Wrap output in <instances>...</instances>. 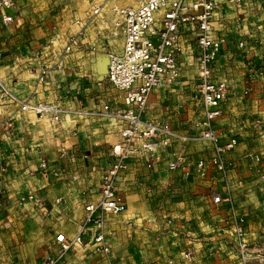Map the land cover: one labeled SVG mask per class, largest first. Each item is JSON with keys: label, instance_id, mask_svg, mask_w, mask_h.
<instances>
[{"label": "crops", "instance_id": "1", "mask_svg": "<svg viewBox=\"0 0 264 264\" xmlns=\"http://www.w3.org/2000/svg\"><path fill=\"white\" fill-rule=\"evenodd\" d=\"M93 1L73 5L70 8L74 12H60L53 17L52 23L47 22L46 25L41 22L42 27L34 29L31 25L37 19L21 18L16 4L12 11L14 21L10 24L0 21V78L8 90L28 104H55L66 111L61 113V121L54 123L49 115L39 117L32 109L22 108L9 96L0 97V123L4 125L0 139V264H44L48 258L57 256L61 245L56 241V235L63 233L71 238L83 222L85 204L98 197V193L84 195L83 191L99 184L102 171L109 164L110 146L117 138L119 128L114 119L94 112L100 111L105 104L116 108L123 101L124 93L115 90L107 80L109 54L122 50L123 38L120 34L114 36L110 33L114 14L109 11L101 16L92 14ZM135 1L122 2V5ZM64 7L62 10H67L68 7ZM76 19H80L82 27L79 44L63 66L56 68L54 65L60 50L67 38L77 31ZM263 21L264 0H247L242 11L224 6L216 11V27L226 33L232 31L237 37L244 35L253 45L245 59L235 56L237 49L233 40L225 45L215 66L218 78H225L237 88H242L247 73L253 67L264 69V29L258 27ZM50 37L53 44L48 43ZM191 45L186 46L183 55V85L155 88L150 96L149 114L168 117L180 128L190 122L191 109L196 105V91L192 97L182 91L186 92L190 84L188 62L191 56L194 59ZM43 63L49 69L40 78ZM263 83L264 78L257 79L253 96L230 102L217 123L220 132H235L239 136L238 146L229 156L240 165L239 171L232 176H242L245 180L244 187L236 191L241 211L239 197L255 190L251 182L253 174L242 155L250 148L264 152V135L252 127L255 117H264V100L259 99ZM155 102L164 103L168 109L153 108ZM187 109L189 113L183 115L182 111ZM61 146L68 149V156L64 159L58 158ZM166 153L167 149L158 151L161 161L152 169L145 168V157H139L119 178L118 188L127 204V211L121 216L107 217L103 225L111 253H94L92 238L100 228L91 224L84 243L72 245L59 264H145V257L151 258L149 264H165L166 253L177 255L181 248L191 246L203 259L199 264H208L212 254L207 256V252L210 253L213 247L216 252V245L223 244L220 241L225 236L223 232L227 233L221 224L224 210L214 209L203 197L209 185L208 179L185 178L178 186L181 188H169L168 183L182 175L167 170ZM190 153L191 159L201 155L197 145L191 147ZM42 159L49 162L50 169L60 171L61 176L41 175ZM2 167H5V172H1ZM73 173L78 174L77 181L70 179ZM26 191L41 196L49 203L48 209L39 211L30 202L18 206L17 196ZM176 191H183L184 210L177 208L179 205L175 203L170 204L178 201L175 197L179 192ZM57 198L62 199L61 204L53 203ZM137 199L142 203L132 212L129 205ZM146 203H155L153 210L146 208V212ZM212 210L223 215H212ZM168 218L173 221L169 226ZM128 220L137 224L134 243L126 238ZM142 220L146 225L150 223L154 237L161 239L153 251L146 243L148 235L142 229ZM195 224H198V233L211 231L214 234L213 244L188 237L183 240V245H177V230L188 229L186 234L194 236L192 228Z\"/></svg>", "mask_w": 264, "mask_h": 264}, {"label": "built area", "instance_id": "2", "mask_svg": "<svg viewBox=\"0 0 264 264\" xmlns=\"http://www.w3.org/2000/svg\"><path fill=\"white\" fill-rule=\"evenodd\" d=\"M15 4V0H0V21L3 24L14 21L12 11ZM222 6L242 11L247 6V0H136L126 5L119 4V0L93 1L92 14L101 16L106 11L114 14L115 20L110 33L114 36L120 34L123 38L122 50L109 54L107 68V80L115 90L124 93L123 101L116 108L105 104L100 111L94 112L95 115L114 119L119 130L117 138L110 146L109 164L103 169L99 184L96 188L88 187L83 191L84 195L98 193L97 199L85 204L83 222L71 238L63 233L56 235L61 252L45 260L44 264H59L72 245L83 244L91 224L100 228L92 238L94 253L110 254L111 248L106 241L103 225L107 217L121 216L127 211V204L118 188L119 178L141 156L145 157V168L155 167L161 161L157 154L161 149H167V170L180 172L182 175L171 180L168 183L169 188L182 185L185 178L209 180L203 197L213 208L224 210L221 224L229 233L228 244L236 245L240 263L248 264L251 257L249 245L257 243L251 242L247 217L236 201V191L244 187L245 180L242 176H232V173L239 171L240 165L229 156L237 148L239 136L235 132H220L217 123L230 102L253 96L255 81L264 78V69L253 67L247 73L242 88L216 76V62L225 45L233 40L237 49L235 56L243 59L246 58L248 49L253 46L248 43L246 36L237 37L232 31L226 33L216 27L215 14ZM74 24L78 26L77 31L67 38L60 50L54 65L56 68L63 66L73 48L79 44L82 34L80 19H76ZM258 27L264 29V21ZM48 43H54L51 37ZM189 43L192 44L197 64L196 105L191 109L190 122L180 128L168 117L149 114L150 96L155 88L183 85V55ZM1 59L0 52V63ZM48 69L44 63L41 65L40 78L48 73ZM0 88V97L9 96L22 108L32 109L39 117L49 115L54 123H59L61 113L66 112L55 104H28L13 95L1 78ZM260 93L259 99L262 101L264 83ZM153 108L167 110L168 106L155 102ZM188 110L182 111V114L187 115ZM2 126L3 123H0V139ZM252 127L258 128V132L264 135V117H255ZM194 145L199 147L201 155L191 159L190 149ZM67 156V147L61 146L58 158L64 159ZM242 159L253 174L252 186H264V152L250 148L245 150ZM1 172H5V167L1 168ZM40 173L55 178L61 176L60 171L50 169L46 159L40 162ZM70 179L77 181L78 174H70ZM61 200L57 198L53 203L59 204ZM27 202L43 212L49 206L47 201L31 191L17 196L18 206ZM166 222L171 223L172 219L168 218ZM133 226L134 222H126L128 230ZM185 255L193 258L194 252L189 249Z\"/></svg>", "mask_w": 264, "mask_h": 264}, {"label": "rangeland", "instance_id": "3", "mask_svg": "<svg viewBox=\"0 0 264 264\" xmlns=\"http://www.w3.org/2000/svg\"><path fill=\"white\" fill-rule=\"evenodd\" d=\"M16 7H17V14L21 18H28L29 20H35V23H32L31 28H37V27H42L40 25L41 22H45L46 25L47 22L52 23L53 22V17L56 16L60 12H68L71 10V6H79L81 3H83L86 0H16ZM135 0H119V4L122 2H133ZM64 6L68 7L67 10H62L65 8ZM75 10H71V12H74ZM39 17V18H38ZM188 62V68H189V74H188V79H189V85L188 89L185 92V90H182L185 94H188L189 96L194 95V90H195V75L197 73V67L194 62L193 57L191 56V59ZM181 92V91H180ZM182 93V92H181ZM184 100V99H183ZM175 188H181V187H175ZM257 188V189H256ZM255 190L248 191V193L244 194V196L239 197V204L244 212V214L247 217L248 220V230H249V237L252 243H257V245H249L250 247V252H251V257L250 261L248 264H264V186H259L255 187ZM179 192V196L175 197L177 202L171 201L170 204H177L179 206H176L177 208L179 207L181 210L185 209L186 207V201L183 198V191H176ZM175 192V193H176ZM62 203V200L59 204ZM140 203H142L141 199L133 200L130 203V209H132V212H134L139 206ZM155 203H146L144 204V210L146 212L153 210V206ZM147 208V210H146ZM215 209V208H214ZM144 211V213H145ZM211 212V211H210ZM212 215H223L220 211H213L211 212ZM208 217V215H206ZM151 218V217H150ZM209 219V218H208ZM186 220V218H184ZM140 223H142V229H145V232L147 233V241L146 243L150 246V250L153 251V248L156 246V243H159L161 241L159 236L154 237V233L152 228L150 227V223L148 225L144 224V220H142ZM171 223H168V226L171 225ZM139 225V224H138ZM141 225V224H140ZM139 227V226H138ZM137 228V224L133 226L131 230L126 229V238L127 241L130 243H134V233L135 229ZM177 240L176 244L177 245H183V240L188 237H193L197 240H201V242L209 243L213 242L212 239L214 237V234H211L210 232H206L205 234H200L198 233V224H195L192 228V232H194V236H188L186 233L188 231L181 228L177 230ZM225 236H223L220 241L223 243L222 245H216L217 251H214L215 245H212V250L210 253L207 252V256L212 254L210 261L207 262L208 264H241L239 261V257L236 252V245H229V233L223 232ZM205 237V238H204ZM178 241L180 243H178ZM213 244V243H212ZM179 247V246H178ZM181 247V246H180ZM191 249L194 252V257L193 258H187L185 253L187 250ZM201 254L202 251H199ZM144 263L149 264L150 257H145ZM198 259V260H197ZM202 258L197 254L195 250L192 249L191 247H183L180 249V253L177 255L173 254H167L165 255V258L163 261L165 264H199L202 262ZM201 261V262H200Z\"/></svg>", "mask_w": 264, "mask_h": 264}]
</instances>
